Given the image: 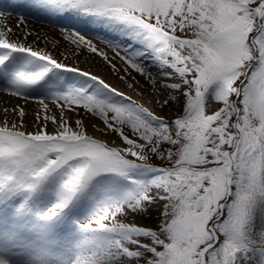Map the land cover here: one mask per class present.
I'll use <instances>...</instances> for the list:
<instances>
[{
    "label": "snow or ice",
    "instance_id": "snow-or-ice-1",
    "mask_svg": "<svg viewBox=\"0 0 264 264\" xmlns=\"http://www.w3.org/2000/svg\"><path fill=\"white\" fill-rule=\"evenodd\" d=\"M0 18L18 101L0 264H264V0H10Z\"/></svg>",
    "mask_w": 264,
    "mask_h": 264
},
{
    "label": "bare ground",
    "instance_id": "bare-ground-1",
    "mask_svg": "<svg viewBox=\"0 0 264 264\" xmlns=\"http://www.w3.org/2000/svg\"><path fill=\"white\" fill-rule=\"evenodd\" d=\"M7 6H8L7 4H0V8L7 9ZM0 19H2V18H0ZM8 21L10 23H13V24L16 23V20H15L14 17L8 18ZM28 23H29L30 26L39 29L41 31V35H44L45 33L51 34V35L48 36L49 41H53L54 39L59 38V35H60L59 29L50 27L48 25V21L47 20L39 19L35 15H33V16H29L28 17ZM98 46L99 47H104L103 45H98ZM64 47L65 48L69 47L67 42H64ZM85 55L87 56V54H85ZM109 55H111V52H109ZM88 58H89L90 61H94L95 63H99V58H97V57H88ZM84 59H85V57H81L80 58V61H81L80 66L84 67V68L91 67L93 69V71H96V68H95L94 64L92 62L86 64V63H84ZM100 72H101L102 75H106L108 77V79L110 80V82L113 83L115 86L119 87L123 91H126L128 95L133 97V99H137L138 98L136 96V93L132 89H128L127 88L125 82H121L117 78V75L115 73H111V70L107 69V66H102L100 68ZM141 83L143 84V81H141ZM17 102H18L17 100H10L7 97V94H0V109H3L5 104H8L9 107H10L12 104H15ZM19 102L22 103V101H19ZM141 102H143V101H141ZM35 106H36V102L33 101L31 103V107H35ZM31 118L32 117L30 116L29 119H31ZM89 132H93V129L91 128V126H89ZM94 134L98 135V133H94ZM102 138H104V139H113V137L111 135L106 136V137H102ZM117 143H118V141H117ZM148 218L149 219L152 218V220L154 218V221L156 222L155 210H153L151 217H148Z\"/></svg>",
    "mask_w": 264,
    "mask_h": 264
},
{
    "label": "rangeland",
    "instance_id": "rangeland-1",
    "mask_svg": "<svg viewBox=\"0 0 264 264\" xmlns=\"http://www.w3.org/2000/svg\"><path fill=\"white\" fill-rule=\"evenodd\" d=\"M118 143H119V141H118ZM138 223L154 226L156 222L154 221V218H153V220H152V218H150V219L149 218H144V219L138 220Z\"/></svg>",
    "mask_w": 264,
    "mask_h": 264
}]
</instances>
